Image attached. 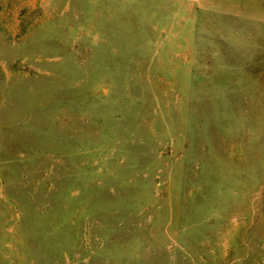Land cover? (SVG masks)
Segmentation results:
<instances>
[{
	"label": "rangeland",
	"instance_id": "1",
	"mask_svg": "<svg viewBox=\"0 0 264 264\" xmlns=\"http://www.w3.org/2000/svg\"><path fill=\"white\" fill-rule=\"evenodd\" d=\"M0 264H264V0H0Z\"/></svg>",
	"mask_w": 264,
	"mask_h": 264
}]
</instances>
